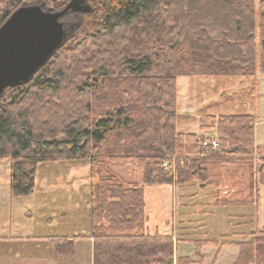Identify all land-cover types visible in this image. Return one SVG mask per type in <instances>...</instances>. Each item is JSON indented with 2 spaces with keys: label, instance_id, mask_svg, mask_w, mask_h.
Segmentation results:
<instances>
[{
  "label": "trees",
  "instance_id": "obj_1",
  "mask_svg": "<svg viewBox=\"0 0 264 264\" xmlns=\"http://www.w3.org/2000/svg\"><path fill=\"white\" fill-rule=\"evenodd\" d=\"M34 1L0 0V25ZM40 1L59 10L69 0ZM88 1L93 10L57 54L27 84L3 94L0 159L9 161L11 195L33 194L40 163L87 161L97 178L89 187L93 264H200L204 246L236 247L233 264H264L258 228L247 241L195 240L194 259H175L171 236L143 232L144 186L198 181L204 189L214 184L209 167L236 162L249 164L250 193L258 191L252 179L264 185L253 115H200V132L215 137L176 126L179 78L264 76V0ZM66 89L71 96L60 94ZM248 102L245 94L241 103ZM211 138L217 150L204 145ZM114 160L144 162L142 181L112 172ZM213 198L215 206L243 204L215 192ZM73 239L52 240L55 254L71 255Z\"/></svg>",
  "mask_w": 264,
  "mask_h": 264
},
{
  "label": "rangeland",
  "instance_id": "obj_2",
  "mask_svg": "<svg viewBox=\"0 0 264 264\" xmlns=\"http://www.w3.org/2000/svg\"><path fill=\"white\" fill-rule=\"evenodd\" d=\"M86 1L93 10L89 1ZM255 2L257 3L258 0H255ZM78 16L71 15L65 19L71 22V25L79 23L71 36L75 34L81 24L83 14ZM223 93L224 95H222ZM60 94L72 95L70 90H63ZM245 94L249 102L242 104L241 100ZM177 103L176 126L179 132L198 134L200 130L197 116L202 114L216 116L228 114L253 115L256 120L254 131L256 146H264V76L258 71L253 77L240 82L238 79L223 81L220 78L181 77L177 80ZM203 133L206 137H215L213 131ZM248 165L247 162H236L209 167L210 181L214 184L205 187L204 195L197 194V197L205 203L214 199V192L221 200H235L243 203L241 205L216 206L218 208L216 212L218 224L221 222L219 219L222 216L232 214L229 227L233 228L226 233L225 239L219 241H247L251 239L250 234L257 228L264 230V185L256 184L255 179H252L258 191L252 190L250 193ZM108 168L122 176L126 182L140 183L144 162L114 160ZM89 170L87 161L40 163L36 167V185L33 194L24 197H13L9 188V161L8 159H0V230L7 229L9 225L12 227L14 224L17 225L18 229L25 230L29 222L26 214L28 211H33V220L29 224L30 226L33 225V229L42 230L49 235L66 233L74 235L84 232L88 221L85 219L83 210L89 205L90 183L95 182L97 179L96 176L93 179L90 178ZM194 183L197 185L199 182L194 181ZM181 188L184 198L191 193L190 189ZM178 192L179 189L177 194ZM257 198L259 199L256 204ZM61 214L66 216L64 221H62ZM46 218L52 219L54 224L45 225L47 227L45 230L41 222ZM212 223L215 224V220H212ZM55 224L56 227H54ZM206 233L209 238L215 236L211 235L208 230ZM197 236H194V238H201ZM199 236L203 237L205 235ZM181 247L184 249L182 252L184 256H193L192 245ZM207 247L212 248L204 250L203 264H210L214 253L217 254L224 249V247L220 250L214 246ZM233 252H236V250L225 246L218 264H231L234 259Z\"/></svg>",
  "mask_w": 264,
  "mask_h": 264
},
{
  "label": "crops",
  "instance_id": "obj_3",
  "mask_svg": "<svg viewBox=\"0 0 264 264\" xmlns=\"http://www.w3.org/2000/svg\"><path fill=\"white\" fill-rule=\"evenodd\" d=\"M199 116H197V120ZM198 134L204 133L199 132ZM181 187L191 190V193L188 196L186 195L185 198ZM178 189L179 192L177 194ZM204 191L205 188L200 189L199 183L195 185L194 182L183 185L156 184L143 187L145 203L143 232L145 235L171 236L174 242L175 259L184 256L182 254L184 249L180 248V246H193V241L195 240L223 239L227 235L226 233L233 228L229 227L232 214H227L225 217L222 216L219 219L221 222L217 223L216 212L218 208L214 205V199L205 203L197 197L198 193L204 195ZM83 211L85 212V219L88 221V225L85 227L84 232L74 235L69 233L49 235L42 230L33 229V225L30 226L29 224L33 220L34 212L28 211L26 216L29 222L25 230L18 229L16 224L0 230V264H93V238L90 237L89 205ZM64 217H66L65 214H61L62 221L65 220ZM224 218L228 226L224 222ZM212 220H215L216 223L213 224ZM41 224L46 230L47 227L45 225H53L54 223L52 219L46 218V220H42ZM54 227H56V224ZM207 230L208 232L210 231L211 235L215 236H211V238L206 236ZM202 234L205 236H199ZM196 235L201 238H194ZM62 238H65L68 242L74 238L72 243L73 253L69 256L56 255L54 252L52 240ZM208 248L212 247L205 246L201 251L203 260L200 264L204 263V250ZM224 249L217 254L214 253L210 264H218ZM232 249H235L236 252L232 254L234 259L231 264L234 263L238 254L236 247H232ZM188 257L193 259L194 246L193 256Z\"/></svg>",
  "mask_w": 264,
  "mask_h": 264
},
{
  "label": "water",
  "instance_id": "obj_4",
  "mask_svg": "<svg viewBox=\"0 0 264 264\" xmlns=\"http://www.w3.org/2000/svg\"><path fill=\"white\" fill-rule=\"evenodd\" d=\"M91 11L86 0H69L59 10L24 2L8 16L0 25V106L4 92L31 81L79 25L65 27L63 20Z\"/></svg>",
  "mask_w": 264,
  "mask_h": 264
},
{
  "label": "built area",
  "instance_id": "obj_5",
  "mask_svg": "<svg viewBox=\"0 0 264 264\" xmlns=\"http://www.w3.org/2000/svg\"><path fill=\"white\" fill-rule=\"evenodd\" d=\"M204 145H209L211 147L212 150H217L218 149V142L215 138H211V140L206 139L204 141ZM163 168L169 170V172L172 174L173 173V168L167 163L164 162L162 164Z\"/></svg>",
  "mask_w": 264,
  "mask_h": 264
}]
</instances>
